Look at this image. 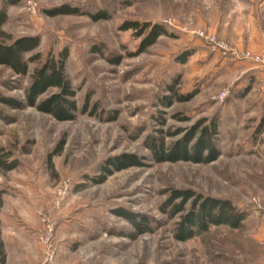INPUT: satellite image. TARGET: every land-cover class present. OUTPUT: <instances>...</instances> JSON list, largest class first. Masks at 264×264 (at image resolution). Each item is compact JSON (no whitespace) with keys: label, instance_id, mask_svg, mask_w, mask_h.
Returning a JSON list of instances; mask_svg holds the SVG:
<instances>
[{"label":"rangeland","instance_id":"obj_1","mask_svg":"<svg viewBox=\"0 0 264 264\" xmlns=\"http://www.w3.org/2000/svg\"><path fill=\"white\" fill-rule=\"evenodd\" d=\"M35 1V14L24 0L8 6L2 29L13 38L39 35L38 49L24 54L39 52V58L24 76L0 65V97L23 103L33 70L66 51L64 72L77 110L74 119L60 121L32 105L0 101V150L18 163L0 170L5 264H263L264 250L253 234L260 220L255 208L264 205V87L250 80L247 61L225 57L199 36L213 33L244 49L230 41L228 30L244 19L242 4L259 0ZM66 2L90 12L103 9L110 17L93 21L85 14L49 17L43 11ZM124 20L160 23L169 34L139 51L134 30L118 29ZM188 48L193 53L179 63L176 56ZM177 75L178 91L194 96L165 107L160 97ZM203 117L217 120L214 161L151 158L148 135L185 130ZM180 136L165 135L164 142ZM128 153L142 165L96 182L109 159ZM176 189L232 201L247 214L243 227L220 224L177 240V223L191 201L173 212ZM118 209L145 218V231L133 235L132 222Z\"/></svg>","mask_w":264,"mask_h":264},{"label":"trees","instance_id":"obj_2","mask_svg":"<svg viewBox=\"0 0 264 264\" xmlns=\"http://www.w3.org/2000/svg\"><path fill=\"white\" fill-rule=\"evenodd\" d=\"M19 2L20 0H0V65L8 68L15 75L24 76L28 71L29 62L38 60L39 52L28 57H25L24 54L38 49L40 36L23 35V37L13 38L10 33L2 29L3 24L8 19V6L17 5ZM43 11L49 17L66 14H85L93 21L109 19L110 17L103 9L90 12L82 10L78 6L68 2L52 6V8H46ZM118 29L123 31L128 29L134 30V35L137 38L140 37L139 51L152 46L159 36L169 34L163 24L156 22L151 24L146 21L138 22L136 20H124L118 26ZM192 53L193 49H185L176 56V60L184 64ZM65 57L66 51L61 52L58 58L48 56L40 63L38 68L33 70L30 83L25 88L23 101V103L34 106L39 112L47 113L52 118L60 121L74 119L77 110V103L74 100L75 89H73L69 78L64 72ZM113 61L118 62V59ZM179 79L180 77L177 75L166 85L165 91L167 94L162 95L159 100L165 107H170L175 101L185 102L194 96V92L183 94L178 91L176 85ZM49 90L54 91L40 98V96L46 94ZM0 101L13 107L24 105L13 97H0ZM159 133L157 136L151 134L145 138V144L149 148L150 156L155 162L192 161L196 163H208L214 161L219 155L217 143L219 129L217 128L215 117L200 118V120L185 130L177 129L168 134L164 133L163 130H159ZM176 134H181V136L169 144L164 142L165 135L171 136ZM7 157H9V152L3 151V149L0 150V170L2 171H10L18 165L15 159L9 161ZM142 163V160L134 154L128 153L114 156V158L109 159L108 163L102 168L100 177L95 180L97 183H100L115 170L128 168V166H141ZM4 193V189L0 185V208L2 207ZM173 198H179L178 203L174 204L173 212H183L188 200L191 201L188 211L183 215L182 220L177 223L178 227L175 238L180 241L193 237L196 231H206L210 226L220 224L230 229L240 230L247 216L244 211L238 209L228 199L203 196L191 189L173 190ZM115 213L132 222L134 231L136 232L133 234L135 236L143 233L147 228L145 218H140L135 213H129L122 209L116 210ZM258 246L262 248V245L258 244ZM5 262L6 250L0 227V264H5Z\"/></svg>","mask_w":264,"mask_h":264},{"label":"crops","instance_id":"obj_3","mask_svg":"<svg viewBox=\"0 0 264 264\" xmlns=\"http://www.w3.org/2000/svg\"><path fill=\"white\" fill-rule=\"evenodd\" d=\"M254 6H257V8H255L256 17H254ZM254 6L250 4H242L241 8L246 11L241 13V16H243L244 19L241 20L242 18H240V21H234V27L228 31L233 32L234 36L233 38H230V41H233L239 49L244 48L256 53L264 47V0H259V2ZM245 61H247V63L245 64L244 69L251 75L250 80H259L264 87V69L258 65H254L249 60ZM253 236L256 243L262 245V249L264 250L263 219L260 218V220L256 223Z\"/></svg>","mask_w":264,"mask_h":264},{"label":"built area","instance_id":"obj_4","mask_svg":"<svg viewBox=\"0 0 264 264\" xmlns=\"http://www.w3.org/2000/svg\"><path fill=\"white\" fill-rule=\"evenodd\" d=\"M24 2L27 4V9L32 14H35L38 7V2H36L35 0H24ZM199 36L209 43L211 49L221 52V54L225 57L229 55L234 59L240 58V60H249L254 65H258L259 67L264 69V47L260 51L254 53L247 49L238 50L237 48L230 46L227 42L217 38L216 35L213 33L210 34L205 32H199ZM225 95L226 93L222 92L218 95V98L222 99ZM255 213L259 218L264 220V205H257V207L255 208Z\"/></svg>","mask_w":264,"mask_h":264}]
</instances>
